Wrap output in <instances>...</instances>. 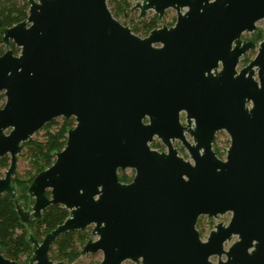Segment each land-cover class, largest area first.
Returning a JSON list of instances; mask_svg holds the SVG:
<instances>
[{
	"label": "water",
	"instance_id": "95a60500",
	"mask_svg": "<svg viewBox=\"0 0 264 264\" xmlns=\"http://www.w3.org/2000/svg\"><path fill=\"white\" fill-rule=\"evenodd\" d=\"M28 5L26 20L0 30V158L10 157L0 196L28 227L51 205L70 211L42 241L30 235L28 264H67L50 259L52 245L89 226L81 254H103L92 264H215L214 256L216 264H264V40L234 75L256 45L241 37L264 19V0H141L133 7L140 18L177 12L174 26L148 36L119 22L108 0ZM60 117L75 125L29 185L34 203L26 210L12 182L19 154ZM221 131L231 140L225 160L213 150ZM156 137L166 152L151 148ZM127 169L135 175L123 183L119 171ZM227 213L229 223L202 240L199 218ZM0 264L19 263L0 249Z\"/></svg>",
	"mask_w": 264,
	"mask_h": 264
},
{
	"label": "trees",
	"instance_id": "16d2710c",
	"mask_svg": "<svg viewBox=\"0 0 264 264\" xmlns=\"http://www.w3.org/2000/svg\"><path fill=\"white\" fill-rule=\"evenodd\" d=\"M108 5L112 6L111 12L116 19L129 5L127 0H109ZM29 12L28 0H0V30L5 27H12L27 19ZM158 16L155 15L149 22H144L141 29L139 27L131 28L137 34L144 30L147 36L151 31L157 29ZM263 39V35L258 40ZM15 55L19 49L12 45ZM5 52L0 34V56ZM5 102V95L0 93V108ZM75 125V119H64L61 124L53 120L45 125V137L42 140L27 141L23 148L27 150L35 168L34 173H28L31 176L27 180L22 179L18 173L12 178V182L17 187V197L24 204L27 210L29 202L28 188L33 179L41 171L49 168L55 162V154L61 151L67 141V133ZM24 155V153H22ZM10 165V157L0 158V170L6 171ZM122 182H130L131 179L119 175ZM49 194V192H48ZM34 203V199L31 200ZM70 211L61 205H51L48 207L39 220H33L30 227L21 222L20 216L16 211V205L7 195L0 196V249L3 255L19 264H28L32 255L33 245L30 241V235L33 234L36 239L42 241L43 237L56 229L69 217ZM89 231H74L61 235L52 245L49 257L54 262L66 261L67 263L76 262L81 256L82 249L89 240ZM27 257L22 262V257ZM29 257V258H28Z\"/></svg>",
	"mask_w": 264,
	"mask_h": 264
},
{
	"label": "rangeland",
	"instance_id": "374dc122",
	"mask_svg": "<svg viewBox=\"0 0 264 264\" xmlns=\"http://www.w3.org/2000/svg\"><path fill=\"white\" fill-rule=\"evenodd\" d=\"M127 2L129 5L128 9L125 10L122 14H120L118 19H117L122 24L131 25V28L139 27L141 29L144 22L151 21V19H153V17L156 15L154 11H149L145 17L140 18V9H134L133 7L137 2H141V0H127ZM108 6L110 9H112L111 5H108ZM176 19H177L176 10L168 9V10H166L164 17L161 20H158L157 28H160L163 26L172 27L175 25ZM258 30L263 32L262 35H263V39H264V19L257 23V31ZM136 35L146 36L144 33V30H140ZM250 36H251V34H244L245 38H248ZM156 46H159V45H156ZM4 50H5V46H4ZM253 56H254L253 53L246 55L245 58H247L248 60L244 61L242 59L238 68L245 66L247 64V62H249L251 59H253ZM55 120H57V123L61 124L63 122L64 118L60 117V118H57ZM45 133L46 132H45L44 128L41 129L40 131L36 132L32 136L30 141H34V140L38 141V140L44 139ZM188 139L191 140L190 138H188ZM230 143H231L230 136L228 135L227 132L221 131V132H218L216 134L215 142L213 145V150L216 152L217 156L220 159L225 160L226 155H227V151L230 147ZM174 145L178 149V154L181 157L190 159V155H189L188 150L186 148H183V150H181L180 149L181 144H179V142H175ZM151 148L156 149L159 152L162 149H164V151H167L166 146L157 137L154 139L153 143L151 144ZM22 153H24V155H22ZM34 170H35V168L33 167V162H32V159L30 157V154L27 152V150L25 148H23L22 152L19 154L17 173L21 177H23L22 179L27 180L31 176H26V174H28V173L33 174ZM0 171L2 173H4L3 170H0ZM120 174L121 175L123 174L124 176L128 177L132 181V179L135 175V171L133 169H127L124 171H119V175ZM123 183H129V182H123ZM31 200H32V198L29 197L27 210H30L32 205H33ZM231 216H232L231 213L220 215L217 218H210L208 216H201L198 220V223H197V229L201 235V239L205 241L208 238V236L210 235L211 231L215 229V225H217L218 223H223V224L227 225L231 219ZM92 229H93V226H89L86 230V231H89V233H90L89 238H91ZM93 239L96 240L97 237H93ZM236 240H237V237H233V239L230 242L226 243V248H228ZM102 258H103V254L101 252H98L95 254H87V255L81 256L76 262H74L72 264L99 263L102 260ZM26 259H27V257L24 256L21 258V261L24 262V261H26ZM225 259H226V256L223 255L222 260H225ZM211 261L216 264L218 262V257L217 256L212 257ZM28 263H29V261H28ZM67 264H70V263H67ZM124 264H136V263L132 262V261H126V262H124Z\"/></svg>",
	"mask_w": 264,
	"mask_h": 264
},
{
	"label": "flooded vegetation",
	"instance_id": "af4514ba",
	"mask_svg": "<svg viewBox=\"0 0 264 264\" xmlns=\"http://www.w3.org/2000/svg\"><path fill=\"white\" fill-rule=\"evenodd\" d=\"M244 34H251V36L250 37H248V38H245L244 37ZM243 35H242V42H256V45L253 47V48H251V49H249V50H247L246 52H244L243 54H242V56L239 58V63H238V65H237V72L234 74V75H241V70L243 69V68H245L246 66H248L255 58H256V56H257V53H258V45H259V43L261 42V41H263L264 39H262V40H258V37L259 36H261L262 34H263V32H261V31H257V29L254 31V32H245ZM251 53H253V59H251L249 62H247V64L245 65V66H243V67H241V68H238L239 67V65H240V62H241V60L243 59L244 61H246V60H248L247 58H245L246 57V55H249V54H251ZM221 69H222V66L220 65L219 66V68H218V73L221 71ZM213 73V75H217V73H215V72H212ZM246 75H249V73H247ZM253 75H260V73L258 72V71H256V72H254V74ZM180 120H181V122H182V124L183 125H187V118H186V113L185 112H181V114H180ZM187 138H190L189 137V135H187ZM175 142H179V144H181L180 145V149L181 150H183V148H185L184 146H183V144H182V142L180 141V140H176V141H174L173 142V144L175 143ZM175 146V145H174ZM177 149V148H176ZM177 151H178V149H177ZM160 152H166V151H164V149H162Z\"/></svg>",
	"mask_w": 264,
	"mask_h": 264
}]
</instances>
